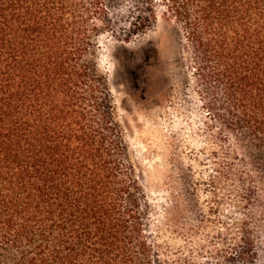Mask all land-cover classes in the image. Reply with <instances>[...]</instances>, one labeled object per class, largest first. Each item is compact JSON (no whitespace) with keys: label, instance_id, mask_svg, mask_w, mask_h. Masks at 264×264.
Wrapping results in <instances>:
<instances>
[{"label":"trees","instance_id":"16d2710c","mask_svg":"<svg viewBox=\"0 0 264 264\" xmlns=\"http://www.w3.org/2000/svg\"><path fill=\"white\" fill-rule=\"evenodd\" d=\"M238 163L247 214L224 264H264V0H0V264H174L149 231L97 42L158 17ZM255 222L253 224V220Z\"/></svg>","mask_w":264,"mask_h":264},{"label":"rangeland","instance_id":"374dc122","mask_svg":"<svg viewBox=\"0 0 264 264\" xmlns=\"http://www.w3.org/2000/svg\"><path fill=\"white\" fill-rule=\"evenodd\" d=\"M98 68L109 82L129 157L150 207L149 231L174 264H224L252 209L238 197V163L216 135L182 68L180 33L158 17L128 43L102 35ZM230 159V160H229ZM255 219L253 220V224Z\"/></svg>","mask_w":264,"mask_h":264}]
</instances>
